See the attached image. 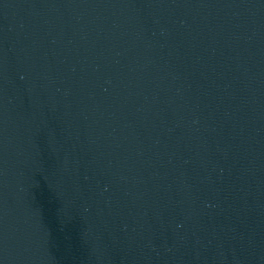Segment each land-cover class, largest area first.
<instances>
[{
	"label": "water",
	"instance_id": "water-1",
	"mask_svg": "<svg viewBox=\"0 0 264 264\" xmlns=\"http://www.w3.org/2000/svg\"><path fill=\"white\" fill-rule=\"evenodd\" d=\"M0 264H264V0H0Z\"/></svg>",
	"mask_w": 264,
	"mask_h": 264
}]
</instances>
